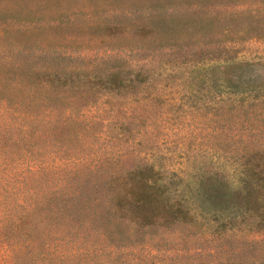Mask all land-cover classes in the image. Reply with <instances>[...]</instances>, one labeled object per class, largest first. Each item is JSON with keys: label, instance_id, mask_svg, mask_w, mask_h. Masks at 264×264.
Instances as JSON below:
<instances>
[{"label": "trees", "instance_id": "16d2710c", "mask_svg": "<svg viewBox=\"0 0 264 264\" xmlns=\"http://www.w3.org/2000/svg\"><path fill=\"white\" fill-rule=\"evenodd\" d=\"M177 6V0H156L145 10L119 5L98 12L89 26L126 44L136 36L170 49L239 37L230 34L236 27L230 20L240 17L233 12L221 23L222 13ZM61 24L46 12L29 13L24 0H0V250L15 264H153L119 253L166 236L212 241L227 233L241 234L242 243L214 260L174 264H264V142L242 154L232 174L192 166L183 175L153 158L97 151L100 136L90 138L87 130L98 121L85 118H99L88 114L109 93L143 91L152 69L148 61L125 66L120 56L84 67L85 54L28 38ZM234 77L222 76L229 87L260 89L228 97V110L260 121L264 139V86Z\"/></svg>", "mask_w": 264, "mask_h": 264}, {"label": "rangeland", "instance_id": "374dc122", "mask_svg": "<svg viewBox=\"0 0 264 264\" xmlns=\"http://www.w3.org/2000/svg\"><path fill=\"white\" fill-rule=\"evenodd\" d=\"M177 1L178 6L174 8L177 10L190 8L222 13L218 14L221 23L225 12L240 16L230 20L236 24L230 34L237 32L239 37L232 43L189 44L181 49L149 46L136 36H129L135 43L126 44L121 37H104L90 28L92 17L119 5L145 10L156 0H24L29 13L46 12L54 23L63 19V24L49 33L28 38L40 45L47 42L62 52L85 54L84 67L100 59L119 60L120 57L126 60L125 66L133 69L135 63L150 62L151 79L143 91L130 94V89H123L115 97L109 93L99 100L97 112L88 114L99 118H85L98 121V124H89L87 130L90 138L100 136L94 149L153 158L157 165L178 170L183 175L192 166L223 169L232 174L241 162L240 156L258 148L264 139L263 124L243 118L241 113L233 114L234 109L228 110L227 98L248 91L254 94L253 90L260 88L229 87L222 76L234 74L235 80L264 86V33L259 38L253 35L264 29V25L263 29L260 26L264 23V18H260L264 16V0ZM123 165L128 166L129 161L124 160ZM186 238L166 236L119 254L123 260L174 264L214 260L220 255L219 250L242 243L241 234H219L212 241ZM0 264H15L5 249L0 250Z\"/></svg>", "mask_w": 264, "mask_h": 264}]
</instances>
